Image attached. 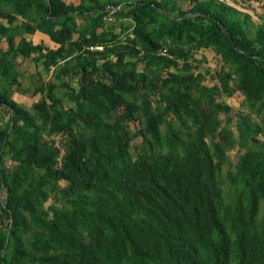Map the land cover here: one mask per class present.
Here are the masks:
<instances>
[{
	"label": "trees",
	"instance_id": "1",
	"mask_svg": "<svg viewBox=\"0 0 264 264\" xmlns=\"http://www.w3.org/2000/svg\"><path fill=\"white\" fill-rule=\"evenodd\" d=\"M112 5L0 0V264H264V129L242 114L236 137L222 100L264 112V20L218 0ZM210 49L215 84L194 56ZM18 54L55 72L33 108L10 90Z\"/></svg>",
	"mask_w": 264,
	"mask_h": 264
},
{
	"label": "rangeland",
	"instance_id": "2",
	"mask_svg": "<svg viewBox=\"0 0 264 264\" xmlns=\"http://www.w3.org/2000/svg\"><path fill=\"white\" fill-rule=\"evenodd\" d=\"M101 3H104L105 0H100ZM115 22L119 21L115 19ZM116 24V23H115ZM19 40V37L17 38ZM9 45L7 43H2V49L5 51ZM11 54L6 55V57L10 58ZM194 56L198 59L206 58L205 61H203L200 65V70L206 74V82L209 84H215L219 83V72L221 70L220 62H219V56L216 54L215 50H195ZM36 57H24L21 54L16 55L15 57V66L16 70L19 72V85H14L11 90L12 96L22 103L23 105L27 106L28 108H33V104L39 100L43 93H36L35 88L39 86L40 84L46 85L47 82H49L52 79L53 74L55 73L54 70L47 71L44 69V66L41 63L36 62ZM15 70V71H16ZM14 71V72H15ZM73 83V85L78 86V78H71L70 79ZM1 81V87L8 88V82L6 79L2 78L0 76ZM63 88L60 87V91ZM222 100L225 102H228L232 106V110L230 112V115L233 117V120L230 124L227 125L228 128L234 130L235 136L238 137V130L237 125L240 121V116L242 114L251 113L253 122L261 123L264 129V124L262 117L264 115V112L262 115L251 112V109L244 106V96L241 94L239 90H236L234 92V95H224L222 97ZM223 124H225L226 117L222 116ZM143 124L135 121L131 122V129L136 130ZM165 128V127H164ZM57 138V137H56ZM262 143H264V131L259 136ZM143 143V137L139 136L134 140V144L141 145ZM245 151V149H241L239 145H235L232 148H230L228 154L230 158V165L227 164L224 167V173L223 176H226V170L228 168L234 169V166L239 159L240 155ZM133 155L136 156L135 150H133ZM7 165L12 166L11 160L7 158ZM224 189L227 191V184L224 183ZM5 195V192L0 193V197L3 198Z\"/></svg>",
	"mask_w": 264,
	"mask_h": 264
},
{
	"label": "crops",
	"instance_id": "3",
	"mask_svg": "<svg viewBox=\"0 0 264 264\" xmlns=\"http://www.w3.org/2000/svg\"><path fill=\"white\" fill-rule=\"evenodd\" d=\"M67 4L78 5L82 0H64ZM137 0H105L104 2L107 3L108 7L112 8V3L116 2L119 6H126L128 4L134 3ZM188 0H177L178 3H186ZM220 2H225L226 4L240 10L243 14H250L252 19L257 24L263 22L264 20V0H218ZM116 10V8H115ZM113 13V12H112ZM111 18L105 19L108 21L109 24L114 25L116 30H119L118 22H115V17L109 15ZM20 21V20H19ZM78 21L80 23H84V18L82 16L78 17ZM116 23V24H115ZM28 38H32L34 42H45L53 46V42L49 36L46 34L36 31L35 34H28ZM2 43H7L6 39L2 40ZM9 45V44H8ZM8 49V48H7Z\"/></svg>",
	"mask_w": 264,
	"mask_h": 264
},
{
	"label": "built area",
	"instance_id": "4",
	"mask_svg": "<svg viewBox=\"0 0 264 264\" xmlns=\"http://www.w3.org/2000/svg\"><path fill=\"white\" fill-rule=\"evenodd\" d=\"M113 11H115L114 7L111 8V12H113ZM109 18H111L109 15L105 16V19H109ZM97 48L102 49L103 47L102 46H98Z\"/></svg>",
	"mask_w": 264,
	"mask_h": 264
},
{
	"label": "water",
	"instance_id": "5",
	"mask_svg": "<svg viewBox=\"0 0 264 264\" xmlns=\"http://www.w3.org/2000/svg\"><path fill=\"white\" fill-rule=\"evenodd\" d=\"M49 3H50V1H49Z\"/></svg>",
	"mask_w": 264,
	"mask_h": 264
},
{
	"label": "bare ground",
	"instance_id": "6",
	"mask_svg": "<svg viewBox=\"0 0 264 264\" xmlns=\"http://www.w3.org/2000/svg\"><path fill=\"white\" fill-rule=\"evenodd\" d=\"M125 1V0H124Z\"/></svg>",
	"mask_w": 264,
	"mask_h": 264
}]
</instances>
